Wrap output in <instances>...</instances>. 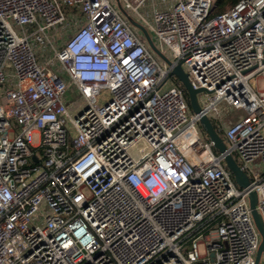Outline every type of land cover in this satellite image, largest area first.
<instances>
[{
    "label": "built area",
    "instance_id": "obj_1",
    "mask_svg": "<svg viewBox=\"0 0 264 264\" xmlns=\"http://www.w3.org/2000/svg\"><path fill=\"white\" fill-rule=\"evenodd\" d=\"M147 1L0 0V264L254 263L264 0L213 15V0H151L143 14ZM128 15L206 90L200 112ZM67 82L85 105L74 117Z\"/></svg>",
    "mask_w": 264,
    "mask_h": 264
},
{
    "label": "water",
    "instance_id": "obj_2",
    "mask_svg": "<svg viewBox=\"0 0 264 264\" xmlns=\"http://www.w3.org/2000/svg\"><path fill=\"white\" fill-rule=\"evenodd\" d=\"M121 12L127 15V12L120 7ZM130 23L138 28L145 41L149 47L156 53L165 63H167L171 68V73L178 79L187 94V101L192 112H200V105L198 103L197 94L206 91L204 88H194L188 79L187 73L184 71L180 63H173L166 55H164L154 44L152 38L146 29L138 22L130 19ZM200 123L207 134L208 138L213 142V147L218 152H225L226 146L223 138L216 132L211 120L205 115L201 114ZM224 161L226 167L231 171L235 182L240 187H246L249 184V178L246 173L239 167L231 154L226 153L224 156ZM249 205L251 210V215L257 230L260 233L261 239L258 249L255 254V259L253 264H260L262 255L264 254V224L259 212L256 209L257 194L254 191L249 192Z\"/></svg>",
    "mask_w": 264,
    "mask_h": 264
},
{
    "label": "rangeland",
    "instance_id": "obj_3",
    "mask_svg": "<svg viewBox=\"0 0 264 264\" xmlns=\"http://www.w3.org/2000/svg\"><path fill=\"white\" fill-rule=\"evenodd\" d=\"M110 1H111V3L115 7H117L116 0H110ZM150 1L151 0H148L147 3H145V5H143V6H141L139 8L140 11L143 14H146V12H147V6L150 4ZM156 1H160V0H156ZM166 1L168 2V1H171V0H166ZM131 19L135 21L134 18H131ZM135 32H137L139 34L140 33V30L135 27ZM49 53H50V56H49V60L48 61L51 63V65L55 69H60L57 66L56 62H55V58L53 57L52 52L49 51ZM167 55L169 56V53H167ZM60 75L62 77L65 76V74L63 73V71L60 72ZM67 84H68V90H67V93H66V102H68V103L70 102L71 103V106L68 107V108H69V111H70L71 116L74 117L85 105H84L83 100L79 96L75 95L74 87L72 85H70L68 82H67ZM202 97H204V95H203V93H200L199 94V98L201 99ZM230 111H232V112H238V111H235V110H230Z\"/></svg>",
    "mask_w": 264,
    "mask_h": 264
},
{
    "label": "trees",
    "instance_id": "obj_4",
    "mask_svg": "<svg viewBox=\"0 0 264 264\" xmlns=\"http://www.w3.org/2000/svg\"><path fill=\"white\" fill-rule=\"evenodd\" d=\"M238 0H213V7L211 10V14H218L221 13L231 6H233ZM175 82L182 87L181 83L178 81V79L174 76ZM183 88V87H182ZM184 95L187 99V94L183 88Z\"/></svg>",
    "mask_w": 264,
    "mask_h": 264
},
{
    "label": "crops",
    "instance_id": "obj_5",
    "mask_svg": "<svg viewBox=\"0 0 264 264\" xmlns=\"http://www.w3.org/2000/svg\"><path fill=\"white\" fill-rule=\"evenodd\" d=\"M128 18H129V20H130L131 18H134L135 21L137 22V19H136L133 15H128ZM138 23H139V22H138ZM140 33L142 34L141 31H140ZM260 264H264V254L262 255V258H261V262H260Z\"/></svg>",
    "mask_w": 264,
    "mask_h": 264
}]
</instances>
